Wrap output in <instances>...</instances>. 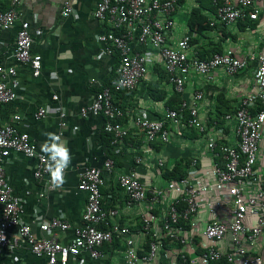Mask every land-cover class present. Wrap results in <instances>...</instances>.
<instances>
[{"label":"crops","instance_id":"crops-1","mask_svg":"<svg viewBox=\"0 0 264 264\" xmlns=\"http://www.w3.org/2000/svg\"><path fill=\"white\" fill-rule=\"evenodd\" d=\"M66 1L73 7L69 17L62 16ZM97 6V0H21L16 25L9 31H0V63L7 68L15 67L18 73L15 78L7 77V82H19L16 100L0 105V124L13 125L29 134L40 154H49L48 149L53 143H63L71 157L63 184L46 190L47 180H37L33 175L37 160L13 154L3 164L7 183L21 198L25 208L24 220L32 226L38 239L52 237L40 229L42 223L61 218L72 229L65 233L56 231L54 235L62 244L70 245L75 240L74 230L83 225L87 205L86 193L78 188L79 178L87 168L103 170L105 160L110 158L115 168L112 174H104L103 202L107 210H115L118 214L115 218L109 217V223L118 222L130 228L140 257L148 255L151 244L155 243L158 246L156 264H178L182 255L187 256L189 264H200L199 256L205 251L200 244L209 245L201 235L206 224L214 220L227 224L231 222L229 188L216 183L214 172V163L216 160L224 163L223 158L213 156L208 149L206 134L188 127L187 117L179 125L167 123L168 143L159 140L147 142L136 127L134 118L138 114L163 119L171 105H178L192 99L196 92H202L204 97L199 104V115L207 131L221 144L236 145V122L227 120L226 116L234 114L243 100L258 90L254 72L257 58L264 52V10L257 21L246 20L215 27L210 24L200 32L196 24L191 30L193 13L197 11L211 22L216 15L213 11L215 2L181 0L174 17L175 26L167 39L169 45L176 47L183 37L190 36L188 55L191 58L208 60L221 53L246 58L249 63L245 70L235 74L223 69L212 72L211 78L193 73L186 78L185 92L178 94L165 76V64L159 52L138 42L141 24L116 29L111 21L102 22L95 17ZM8 8L9 1L0 0V11ZM24 21L31 23L33 53L42 57L39 76L33 74L30 66L18 64L14 59L17 31ZM198 23L201 26L205 21L199 19ZM112 33L131 34L133 53L146 54L148 59L145 80L133 91L113 95L114 102L125 113L122 123L129 129L124 142L116 146L112 145V135L105 131L104 116L81 115L82 109L91 104L95 94L117 77L119 54L107 53L105 45L99 41L100 36ZM41 108L47 110V116L36 120L34 115ZM259 110L257 103L252 111L257 113ZM49 134L60 135L59 141H52ZM194 160H197L195 167L192 166ZM176 168H180L183 176L200 190L198 214L192 220L182 222L183 230L178 232L187 240V245L166 237L161 226L162 210H149L146 203L128 205L127 195L118 183L120 176L136 174L148 186L166 188L169 181H174L168 180V174ZM256 169L264 180V128ZM256 189L250 192L255 193ZM174 197L170 194L168 201ZM213 210L215 213H212ZM1 213L0 208V216ZM144 214L153 224L148 233L143 229ZM261 214L264 217V211ZM257 218L249 216L248 223L257 224ZM11 233L17 234V230ZM215 244L224 251L235 249L229 235ZM126 246V239L118 237L101 248L103 257L94 259L84 251L78 256H71L68 264H127ZM248 246L251 254L264 259V236H260L253 246ZM46 263L47 258L35 254L24 241L16 248H6L0 257V264Z\"/></svg>","mask_w":264,"mask_h":264},{"label":"built area","instance_id":"built-area-1","mask_svg":"<svg viewBox=\"0 0 264 264\" xmlns=\"http://www.w3.org/2000/svg\"><path fill=\"white\" fill-rule=\"evenodd\" d=\"M9 8L0 11V31L13 29L18 20V8L21 0H7ZM98 6L95 17L100 21H111L116 29L130 27L136 23L141 24L138 42L143 46L156 49L165 64V70L174 91L178 94L185 92L186 78L195 73L211 78L212 72L223 69L229 74L245 70L249 60L237 58L230 54H216L211 59L203 60L198 57L191 58L188 52L191 48V37H183L176 47L167 43L169 35L175 26V14L179 9L181 0H97ZM219 1L216 15L211 20L212 27L229 26L245 20L257 21L264 10V0H212ZM73 7L66 1L62 10L63 17H69ZM131 34H107L99 37L109 54H119V64L116 69L117 77L110 85L95 94L91 104L81 111L83 117L89 115H102L106 118L105 131L112 135V145L116 146L129 135V129L122 123L124 111L114 102L113 93L133 91L145 80L148 73V59L146 54H135L131 48ZM33 36L31 23H21L16 35L14 59L16 63L28 65L33 74L39 76L42 67L41 55L33 53ZM257 68L254 78L257 92L245 98L241 107L227 120L236 122L235 133L237 144L227 146L221 144L213 135L209 134L206 125L202 123L199 115V104L204 94L196 92L192 99L181 102L178 110L168 108L163 119H152L141 115L134 118L136 127L144 134L147 142H169L167 123L179 125L187 115V126L206 134L209 151L215 158L222 157L223 162L216 160L214 172L216 183L221 187H228L230 197L231 222L229 224L214 220L206 224L201 233L209 245L200 244L204 248L200 255V264H264L260 255L249 252L260 236H264V180L261 179L256 165L258 162L259 145L262 140L264 128V52L257 58ZM15 67H5L0 63V105L12 103L17 98L19 82L16 80L9 84L7 77H17ZM258 103L260 110L252 111ZM47 116L45 108L39 109L34 118L42 120ZM19 119V117H16ZM60 138V135H58ZM13 154H21L27 158L36 159L34 178L47 180L46 190L54 189L49 163V154L37 152L30 135L22 132L15 126L0 124V205H3L0 216V257L9 247L16 248L22 241L29 244L37 255L47 258L46 264H68L71 256H78L88 252L92 258L103 257L101 248L111 244L116 238L126 239L127 264H156L158 246L151 244L148 255L140 257L133 242V233L129 227H123L118 222L109 223V217L115 218L117 211L107 210L104 207L102 187L105 184L104 174H112L115 164L110 158L104 162L103 170L95 167L87 168L79 178L78 188L87 195L86 210L83 215V225L74 230L75 240L70 245H64L57 240L55 232H67L71 225L61 218L42 223L40 229L52 235L50 238L38 239L32 226L25 222V208L20 197H17L7 183L4 161ZM137 162H140L139 160ZM160 165H163L160 162ZM197 165V160L192 166ZM67 170V168H66ZM65 170V172H66ZM64 172V173H65ZM120 187L127 195L128 205L146 203L149 210L160 209L162 216V231L166 237L187 245L185 238L178 235L183 230L184 221L192 220L200 209V190L191 180L183 177L180 180L169 181L166 188L148 186L138 179L136 174L122 175L118 178ZM257 188L256 192H250ZM170 194L175 197L168 201ZM212 213H215L214 210ZM258 216L257 224L248 223L249 216ZM143 229L148 233L152 222L144 214L142 216ZM106 228H100L101 226ZM17 234L12 235V230ZM231 236L235 249L224 251L215 243ZM252 255V256H251ZM186 255L178 259V264H189Z\"/></svg>","mask_w":264,"mask_h":264},{"label":"clouds","instance_id":"clouds-1","mask_svg":"<svg viewBox=\"0 0 264 264\" xmlns=\"http://www.w3.org/2000/svg\"><path fill=\"white\" fill-rule=\"evenodd\" d=\"M49 138L54 142L60 139L55 134H49ZM45 147L47 149V145ZM48 150L51 156L49 171L51 173L53 185L55 187H60L64 182V172L71 161L69 150L63 143H53Z\"/></svg>","mask_w":264,"mask_h":264},{"label":"trees","instance_id":"trees-1","mask_svg":"<svg viewBox=\"0 0 264 264\" xmlns=\"http://www.w3.org/2000/svg\"><path fill=\"white\" fill-rule=\"evenodd\" d=\"M219 4H220L219 1H217L215 3L214 10H213L215 14L217 12V9L219 7ZM193 15H194V17H193V19L191 21V30H194V28H195L194 27V24H196L197 29L200 32H201V30L204 31V29H206L207 26H210V21L207 20L205 17L202 18L197 11H194ZM194 19H196L195 23H193V20ZM199 19H202L203 21H205V24H201V26H199L200 25V23H198V20ZM219 54H221V53H219ZM200 59H202V58H200ZM203 60H205V59H203ZM165 76H166V78L168 80L169 77H168L167 72H165ZM180 105H181V102L178 105H171L169 108L170 109H174V110H178L180 108ZM185 117H187V115H185ZM183 174L184 173L181 171L180 168H176L173 172H171V173L168 174V177L167 178H168V180H179V179H182L184 177Z\"/></svg>","mask_w":264,"mask_h":264},{"label":"water","instance_id":"water-1","mask_svg":"<svg viewBox=\"0 0 264 264\" xmlns=\"http://www.w3.org/2000/svg\"><path fill=\"white\" fill-rule=\"evenodd\" d=\"M0 208L2 209L3 208V205H0Z\"/></svg>","mask_w":264,"mask_h":264},{"label":"rangeland","instance_id":"rangeland-1","mask_svg":"<svg viewBox=\"0 0 264 264\" xmlns=\"http://www.w3.org/2000/svg\"><path fill=\"white\" fill-rule=\"evenodd\" d=\"M116 94V92L113 93V95Z\"/></svg>","mask_w":264,"mask_h":264}]
</instances>
